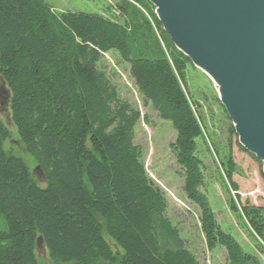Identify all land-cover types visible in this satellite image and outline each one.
I'll list each match as a JSON object with an SVG mask.
<instances>
[{"label": "trees", "instance_id": "1", "mask_svg": "<svg viewBox=\"0 0 264 264\" xmlns=\"http://www.w3.org/2000/svg\"><path fill=\"white\" fill-rule=\"evenodd\" d=\"M108 14L0 0L10 122L45 180L41 186L24 159L6 150L11 132L0 118V264H45L36 254L39 237L49 264H200L167 217L168 200L135 144L140 111L101 68L112 53L129 66L144 105L176 131L170 148L207 250H225L229 264H264L222 230L204 191L201 144L220 161L216 180L230 212L264 254V208L230 196L238 192L232 155L209 147L203 105L187 91L190 69L199 71L165 34L150 0H114Z\"/></svg>", "mask_w": 264, "mask_h": 264}, {"label": "rangeland", "instance_id": "2", "mask_svg": "<svg viewBox=\"0 0 264 264\" xmlns=\"http://www.w3.org/2000/svg\"><path fill=\"white\" fill-rule=\"evenodd\" d=\"M46 1L56 12L104 16L109 15L108 8L114 4V0ZM101 68L105 70L117 86L121 99L130 102L141 113V121L136 127L135 144L142 150L149 178L165 194L168 200L167 217L173 226L178 229L187 248L200 264H229L225 250L218 249L214 252L207 250L205 238L201 233L199 212L187 201L183 193L184 180L182 173L170 148L176 140V131L169 122L161 120L150 105H144L130 77L129 66L119 64L117 54H106ZM187 81L189 95L194 96L203 105V114L207 123L205 130L207 129L210 133V137L207 133L209 147L214 149L213 144L217 145L221 154L223 153L222 156L232 155L234 160L237 172L234 173L233 181L238 186V192L232 191L230 196L235 198L240 205L248 204L264 208L263 165L259 160H255L251 154L240 149L236 133L230 134L229 127L232 125V121L222 114L225 110L218 99V87L203 72L199 71L198 73L192 69L189 71ZM0 118L11 132V139L5 143L6 150L20 155L26 164L31 167L38 183L43 186L45 183L44 178L34 171L36 167L33 160L24 153L18 141V134L10 122L9 110L2 113L0 108ZM199 152V156L205 165L207 178L204 191L209 197L217 222L224 232L230 233L237 240L246 253L258 255L264 262V254L257 251L256 241L229 210L227 205L228 192L216 180L219 159L216 158L214 153H209L202 144ZM238 195L240 199L237 198ZM111 244L112 248L116 250L112 242ZM36 254L39 260L49 264L46 251Z\"/></svg>", "mask_w": 264, "mask_h": 264}, {"label": "water", "instance_id": "3", "mask_svg": "<svg viewBox=\"0 0 264 264\" xmlns=\"http://www.w3.org/2000/svg\"><path fill=\"white\" fill-rule=\"evenodd\" d=\"M174 46L210 75L233 123L239 145L263 165L264 174V0H150ZM0 108L11 92L0 77ZM38 173L43 177L39 167ZM42 237L36 253L45 252Z\"/></svg>", "mask_w": 264, "mask_h": 264}, {"label": "bare ground", "instance_id": "4", "mask_svg": "<svg viewBox=\"0 0 264 264\" xmlns=\"http://www.w3.org/2000/svg\"><path fill=\"white\" fill-rule=\"evenodd\" d=\"M152 5V4H151ZM154 7V6H153ZM155 8V7H154ZM155 15H156V8H155ZM156 17H157V15H156ZM163 29V28H162ZM164 31V30H163ZM166 34V33H165ZM167 35V34H166ZM174 45V44H173ZM176 48V47H175ZM177 49V48H176ZM178 50V49H177ZM179 51V50H178ZM180 52V51H179ZM181 53V52H180ZM186 57V56H185ZM187 58V57H186ZM192 63V62H191ZM193 65V64H192ZM207 75V74H206ZM208 76V75H207ZM210 79H212L213 80V78L209 75L208 76ZM214 81V80H213ZM7 87V86H6ZM233 124V123H232Z\"/></svg>", "mask_w": 264, "mask_h": 264}]
</instances>
